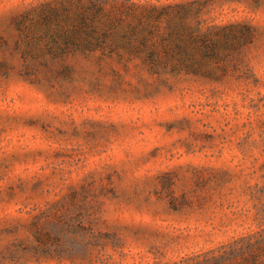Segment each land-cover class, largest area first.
Instances as JSON below:
<instances>
[{"label":"rangeland","instance_id":"rangeland-1","mask_svg":"<svg viewBox=\"0 0 264 264\" xmlns=\"http://www.w3.org/2000/svg\"><path fill=\"white\" fill-rule=\"evenodd\" d=\"M48 1L0 0V264H174L256 231L264 0H202L205 28L253 35L199 76L27 57L19 25ZM51 207L72 225L36 233Z\"/></svg>","mask_w":264,"mask_h":264},{"label":"trees","instance_id":"trees-1","mask_svg":"<svg viewBox=\"0 0 264 264\" xmlns=\"http://www.w3.org/2000/svg\"><path fill=\"white\" fill-rule=\"evenodd\" d=\"M163 1L45 2L33 13H27L19 25L27 39L26 56L34 55L36 47L40 55L56 59L100 53L103 57L140 60L152 74L173 70L199 76L207 63L212 60L220 63L240 54L251 41L252 27L245 24L218 31L205 28L200 19L206 6L202 0ZM252 195L264 197V187L255 188ZM257 209L256 231L174 264H264V201ZM68 214L57 207L42 210L32 227L40 233L71 226ZM54 218L57 223H53ZM89 227H93L92 221Z\"/></svg>","mask_w":264,"mask_h":264}]
</instances>
